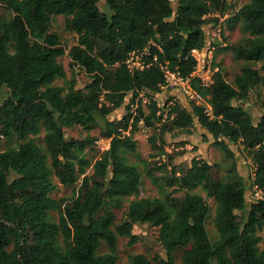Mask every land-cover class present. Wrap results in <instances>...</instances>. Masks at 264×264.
Returning a JSON list of instances; mask_svg holds the SVG:
<instances>
[{"label":"trees","instance_id":"16d2710c","mask_svg":"<svg viewBox=\"0 0 264 264\" xmlns=\"http://www.w3.org/2000/svg\"><path fill=\"white\" fill-rule=\"evenodd\" d=\"M100 2L0 0L10 13L0 14V137L17 141L16 147L0 151V264H116L119 237L136 244L137 224L159 229L166 253L165 258L155 257L159 264H264L260 246L264 241V99L256 122L238 103L254 87H264V0H249L235 13L250 38L230 49L247 63L234 84L220 70L208 88L193 82L209 97L214 118L198 106L189 112L174 102L168 122L160 128L164 136L190 128L197 119L233 161L229 179H217L216 164L195 158L186 173L170 175L171 186L176 187L173 195L183 193L181 199L170 195L132 200L117 226L115 213L106 208L140 194L141 173L124 156L125 151H137L136 141L128 135L131 120L136 125L142 119L148 126L160 121L153 98L165 83L162 66L190 76L196 66L192 50L207 47V17L218 15L214 21L219 22L229 14L227 0H177L175 6L172 0H105V9ZM59 15L66 17V29L78 36L69 57L73 66L91 76L84 89L77 88L75 78L67 79L59 61L66 53L52 29L53 17ZM132 54L141 55L148 66L130 70L127 61ZM60 79L66 85H55ZM128 95V113L120 122L109 120L108 115L121 108ZM143 96L150 102L147 110ZM133 105H137L136 116L129 112ZM97 115L104 119L110 146L91 164L80 153L92 140L69 138L65 127L91 130ZM43 131L45 147L32 138ZM162 141L163 147L166 140ZM230 144L242 147L255 166L252 187L261 190L262 198L249 207L246 183ZM90 165L91 176L84 169ZM148 174L155 179L153 171ZM80 175L72 199L51 196L58 189L55 180L72 186ZM198 188L216 203L215 241L206 227L207 200L190 192ZM101 209L105 211L99 215ZM51 211L59 213L57 222L50 220ZM103 242L107 252L99 254ZM128 264H151V260L135 254Z\"/></svg>","mask_w":264,"mask_h":264},{"label":"rangeland","instance_id":"374dc122","mask_svg":"<svg viewBox=\"0 0 264 264\" xmlns=\"http://www.w3.org/2000/svg\"><path fill=\"white\" fill-rule=\"evenodd\" d=\"M174 6L177 0H172ZM249 0H227V13L228 19L220 18L219 22H215L214 18L218 15L207 17L208 23L205 26V33L207 37V47H210L213 51V67L216 71L220 70L224 78L231 84H234L235 77L241 73L244 66L247 64L244 60L239 59L230 50L238 44L246 43L250 38L248 33H245L241 28V22L235 20V13L239 11ZM100 6L105 9V0H101ZM0 14L10 16L9 11L5 6L0 5ZM66 17L59 15L54 16L52 20V29L60 36L62 45L66 49L64 56L59 58V61L64 65L67 72V79L71 80L75 78L77 82V88L84 89L88 83L92 81L91 76L86 73L79 66H73L71 58L69 57V50L72 46L77 44L78 36L66 29L65 26ZM142 59V56H134L131 59V64L137 63ZM259 67V65H258ZM55 85H66L65 80H57ZM158 99L161 101L160 121H156L155 125L148 126L144 120H140L136 125L131 120L128 129V135H130L137 143L136 152H124V156L127 161L136 166L141 173V186L140 194L137 196L122 198L120 203H112L106 210H110L116 215L115 226L119 225L123 218L129 203L132 200H136L140 197L149 198H167L173 195V189L175 186H171L172 179L171 173L175 171L176 176H180L188 170L191 162L195 158L203 159L211 164H216L214 175L217 179L228 180L229 170L232 166V160L227 158L225 153L220 147L214 144V139L209 132L203 128L197 119L194 120V124L190 128L175 129L166 135H162L160 132L161 124L168 122L170 99L176 104L180 105L183 109L192 112L194 104L188 102L183 95L177 93V90L169 89L162 91L159 94ZM142 104L144 110H147L146 106L149 105L148 99L142 97ZM170 98V99H169ZM264 99V87L258 85L254 87L248 94V98L244 101L238 102L242 105L248 113H250L255 122L260 118L263 112L262 100ZM101 102L105 103V96H102ZM130 103V95L126 97L124 105L114 110L108 115V119L114 122H120L123 117L128 113L127 107ZM137 105L130 106V113L136 116ZM104 119L97 115V123L91 130H87L80 126L65 127L67 136L77 139H89L92 140L89 147L80 153V156L86 160H89L93 164L103 153L109 148L110 140L104 135L105 123ZM44 131L37 137H32L34 141L41 147H45L44 143ZM162 138L166 140L163 145ZM17 141L14 137L10 139H4L0 137V151L7 150L12 147H16ZM230 147L235 152L236 162L239 174L243 177L247 187V207L250 206L255 199L252 182L255 174L254 163L242 147L234 144H230ZM165 154V158L162 155ZM87 175L93 174L92 165L85 167ZM153 171L155 179H152L148 172ZM82 176H79L78 183L72 186L61 185L56 181L58 189L51 194L55 199L70 200L75 196V191L80 185ZM191 193H199L207 200L210 210L206 219V227L209 233L211 241H215L218 238V232L215 227V215H216V203L214 199L208 198L206 194L200 189L191 190ZM253 192V195H252ZM178 199L183 197V193H177L173 195ZM105 209H101L99 215L102 214ZM238 216L241 217L242 213L238 212ZM50 220L57 222L59 220V213L57 211L50 212ZM134 233L138 236V242L134 245H129L128 237H119L118 239V261L116 264H128L129 257L135 254H145L151 260V264H159L155 261L156 256L161 258L166 257L165 250L159 241V229L147 224H137L134 227ZM264 236V234H263ZM61 242V241H60ZM264 248V241L260 244ZM107 252V246L103 242L99 254ZM182 251L177 253V262L181 263Z\"/></svg>","mask_w":264,"mask_h":264},{"label":"built area","instance_id":"2783aa9c","mask_svg":"<svg viewBox=\"0 0 264 264\" xmlns=\"http://www.w3.org/2000/svg\"><path fill=\"white\" fill-rule=\"evenodd\" d=\"M137 54H132L128 59L127 64L130 70L143 69L145 66L144 61L140 58L137 63L131 64V59ZM192 56L196 60V66L190 76H183L178 70H169L166 66H162L165 72V83L162 86V91L169 89L177 90L182 94L188 102L193 103L203 109V112L209 118H214L213 107L210 103L209 97H205L201 92L195 89L193 82L198 81L200 86L208 88L214 82V75L216 69H214L213 63V51L210 47L204 49L192 50ZM153 101L157 102V107L161 109V101L158 97H154ZM170 105L174 102L170 101ZM165 154L162 158H165ZM255 199L262 198L261 190L255 185L253 187Z\"/></svg>","mask_w":264,"mask_h":264},{"label":"crops","instance_id":"0c3cea01","mask_svg":"<svg viewBox=\"0 0 264 264\" xmlns=\"http://www.w3.org/2000/svg\"><path fill=\"white\" fill-rule=\"evenodd\" d=\"M177 93H178V94H180V92H179V91H177Z\"/></svg>","mask_w":264,"mask_h":264}]
</instances>
